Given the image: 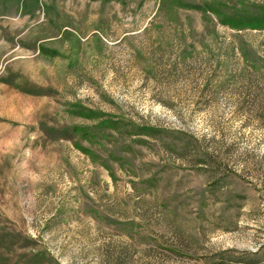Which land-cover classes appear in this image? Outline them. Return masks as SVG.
<instances>
[{
	"label": "rangeland",
	"instance_id": "rangeland-1",
	"mask_svg": "<svg viewBox=\"0 0 264 264\" xmlns=\"http://www.w3.org/2000/svg\"><path fill=\"white\" fill-rule=\"evenodd\" d=\"M264 0H0V264H264Z\"/></svg>",
	"mask_w": 264,
	"mask_h": 264
},
{
	"label": "trees",
	"instance_id": "trees-1",
	"mask_svg": "<svg viewBox=\"0 0 264 264\" xmlns=\"http://www.w3.org/2000/svg\"><path fill=\"white\" fill-rule=\"evenodd\" d=\"M223 23L231 25L233 28L238 29H256L264 28V16L263 17H241L240 15L233 16L227 20H224Z\"/></svg>",
	"mask_w": 264,
	"mask_h": 264
}]
</instances>
